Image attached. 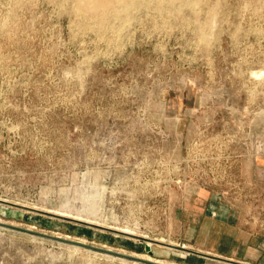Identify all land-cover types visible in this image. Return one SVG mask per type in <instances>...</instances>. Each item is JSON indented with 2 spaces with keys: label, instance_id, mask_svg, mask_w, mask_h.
<instances>
[{
  "label": "rangeland",
  "instance_id": "374dc122",
  "mask_svg": "<svg viewBox=\"0 0 264 264\" xmlns=\"http://www.w3.org/2000/svg\"><path fill=\"white\" fill-rule=\"evenodd\" d=\"M146 1L0 0V264H235L192 252L209 207L264 233V0Z\"/></svg>",
  "mask_w": 264,
  "mask_h": 264
},
{
  "label": "crops",
  "instance_id": "0c3cea01",
  "mask_svg": "<svg viewBox=\"0 0 264 264\" xmlns=\"http://www.w3.org/2000/svg\"><path fill=\"white\" fill-rule=\"evenodd\" d=\"M206 213L218 216H209L208 223L193 237L192 244L196 248L192 252L228 263L264 264V233L252 231L242 222L233 223L230 206L209 207Z\"/></svg>",
  "mask_w": 264,
  "mask_h": 264
},
{
  "label": "bare ground",
  "instance_id": "6f19581e",
  "mask_svg": "<svg viewBox=\"0 0 264 264\" xmlns=\"http://www.w3.org/2000/svg\"><path fill=\"white\" fill-rule=\"evenodd\" d=\"M175 1L188 2L189 0H169L170 3H174ZM75 2L79 10L90 14V16L95 18L97 22L102 24L103 21L107 19L108 17H110L111 15L112 16L114 15L117 17L119 15V12L122 9L123 10L127 9L129 11V9L137 7L138 4L140 3V0H75ZM146 2L148 3V0ZM116 17L114 20H116ZM117 20H119V17ZM99 23L97 25H99ZM106 25L109 26L108 24ZM202 35H205V34H202Z\"/></svg>",
  "mask_w": 264,
  "mask_h": 264
},
{
  "label": "water",
  "instance_id": "95a60500",
  "mask_svg": "<svg viewBox=\"0 0 264 264\" xmlns=\"http://www.w3.org/2000/svg\"><path fill=\"white\" fill-rule=\"evenodd\" d=\"M0 225L1 226H6V227H13V226L6 225V224H3V223H0ZM14 228H17V227H14ZM25 231L30 232V233H35V232L31 231V230H25ZM35 234H38L39 236L44 237V238L51 239V240L56 241L58 243L66 244V245L71 246V247L83 248V249H87V250L94 251V252H97V253H102V254H105V255H108V256H114V257H119V258L126 259V260H134L136 262H144V263H148V264H163V263L154 262V261L146 260V259H143V258H139V257L133 256V255H128V254H125V253L116 252V251H113L111 249H104V248L96 247V246H93V245H88V244H85V243H81V242H78V241L64 239L62 237L48 235V234H45V233H35ZM146 250L149 253H152V249H151V246L149 244L146 245Z\"/></svg>",
  "mask_w": 264,
  "mask_h": 264
}]
</instances>
